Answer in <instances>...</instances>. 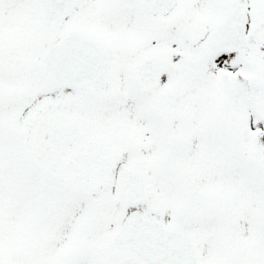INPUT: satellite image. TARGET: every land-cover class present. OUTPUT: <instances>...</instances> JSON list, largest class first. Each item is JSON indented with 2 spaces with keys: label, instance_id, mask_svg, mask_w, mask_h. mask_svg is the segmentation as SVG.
<instances>
[{
  "label": "snow or ice",
  "instance_id": "6c2138e0",
  "mask_svg": "<svg viewBox=\"0 0 264 264\" xmlns=\"http://www.w3.org/2000/svg\"><path fill=\"white\" fill-rule=\"evenodd\" d=\"M0 264H264V0H0Z\"/></svg>",
  "mask_w": 264,
  "mask_h": 264
}]
</instances>
